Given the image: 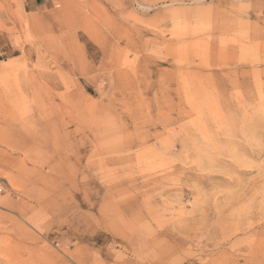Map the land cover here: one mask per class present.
Instances as JSON below:
<instances>
[{
  "label": "rangeland",
  "instance_id": "obj_1",
  "mask_svg": "<svg viewBox=\"0 0 264 264\" xmlns=\"http://www.w3.org/2000/svg\"><path fill=\"white\" fill-rule=\"evenodd\" d=\"M0 264H264V0H0Z\"/></svg>",
  "mask_w": 264,
  "mask_h": 264
}]
</instances>
